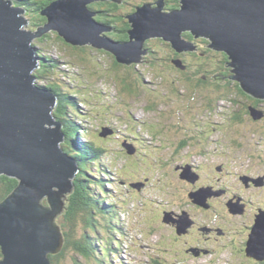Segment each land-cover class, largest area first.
<instances>
[{
	"label": "rangeland",
	"instance_id": "374dc122",
	"mask_svg": "<svg viewBox=\"0 0 264 264\" xmlns=\"http://www.w3.org/2000/svg\"><path fill=\"white\" fill-rule=\"evenodd\" d=\"M28 14L29 16L27 14L26 16L29 23L26 28L37 30L33 23L34 20H38L33 18L31 20L30 15L33 13L28 12ZM152 39L162 38L152 37ZM34 41L42 52L56 63L57 71L52 81H63L62 86L66 90L79 89L77 91L81 92L82 97L77 101L79 109L77 113L79 124L84 131L83 136L91 140V144L103 146L105 149L97 165L93 166V172L95 170L102 174L103 171L110 169L113 173L110 174L112 180L108 181L110 184L107 183L109 193L107 197L113 202H118V206L112 212L117 217L114 225L121 228L125 235L120 239L115 227L105 226L108 231L104 232L101 229L95 236L100 246L106 245L105 239H108V235L109 238L116 235L121 240V244H118L119 247L121 246L120 250L116 252L117 257H113L115 264H153V260L157 264H165V261L173 258L169 251L175 232L169 225L161 223L156 216L157 212L163 213L164 210L172 209L184 216L183 210H188L199 222L207 219L214 223L218 222V212L209 210L206 204L195 202L189 195V192L200 188L202 183L198 182L199 178H197V188H194L195 185L180 177L187 164L195 162L205 165L210 162L213 166L206 170L220 176L222 184L229 190L232 189V193H240L253 198L254 201L258 197L264 198V187L259 196L249 190L241 191L245 185L241 178L252 168L256 179L264 178V119L259 120L264 118V102L260 103L263 111L257 112L259 114L257 120L251 119L250 115L243 112L248 99L236 93L234 89V96L229 95L221 99H217L220 93L216 94L217 97L212 94L215 109L209 111L206 105H201L205 101L197 99L188 102L180 93L177 94L175 85L171 86L166 81L156 80L155 74L159 67L151 68L149 61L144 57L145 54L142 55V60L136 63V68L144 74V83L135 93L129 92L124 88L122 78L126 76L129 65L119 63L109 51L90 44L79 46L85 47L83 49H76L77 45L58 39L54 34L47 41L38 42V38ZM160 47L161 55H165L170 48ZM45 60L40 59L41 62ZM173 64L175 62H169L170 67ZM171 70L168 67L167 71L171 72ZM210 90L207 94H210ZM235 97L238 101L234 103L232 99ZM150 105H154L155 109H151ZM188 105L191 107H187ZM237 110L241 112L243 121L231 119V115ZM183 111L188 113V117L182 113ZM192 120L195 122L193 123ZM209 123L212 125H209L210 128L207 126ZM107 128L110 131H107ZM106 131L105 136L102 133ZM189 134L191 140L185 148L179 149L180 139L188 140L186 135ZM201 139L205 142H201ZM125 141L133 143L138 151L144 152L145 155L142 156L139 152L141 155L137 159L136 154L130 153L127 145H123ZM201 151H209V155H201ZM149 152L151 155L148 163L146 160ZM212 157L215 161L211 162ZM222 165L226 166L229 172L225 170L224 173L218 174L223 172ZM105 175L110 176L106 172ZM93 182L97 181L89 183V191L94 195L100 191ZM137 184H141V188L136 187ZM223 193L216 197H220L219 195ZM226 199L227 196L223 195L221 200H215L216 208L221 215L222 211L226 210ZM254 206L249 209L251 214ZM96 211L97 219L100 218L96 223L101 227L105 217L102 211L98 209ZM250 213L244 218L242 215L232 217L230 222L248 224L252 221ZM221 218L223 224L228 223V218L223 216ZM81 221L80 218L76 235L78 240L81 239V233L90 228ZM118 239H114V243ZM200 243L204 247L207 246L205 242ZM178 248L182 249L181 255L184 258V261H179L185 264H240L243 261L241 256H236V250H223L210 243L207 248L211 250L201 257L189 256L184 247L178 246ZM104 249V253L108 254L107 249ZM67 252V257L60 264H89L87 263L89 260L94 263L92 261L94 258L80 256L69 249ZM97 253L100 255L98 251ZM73 255L79 260H75ZM2 259L4 257L0 247V260ZM97 263L96 261L94 264ZM109 264L114 263L109 262ZM245 264H248L247 260Z\"/></svg>",
	"mask_w": 264,
	"mask_h": 264
},
{
	"label": "water",
	"instance_id": "95a60500",
	"mask_svg": "<svg viewBox=\"0 0 264 264\" xmlns=\"http://www.w3.org/2000/svg\"><path fill=\"white\" fill-rule=\"evenodd\" d=\"M96 1L103 0H55L41 11L47 22L31 30L26 28L29 19L23 8L13 0H0V175L19 181L0 201L4 256L0 264H52L51 255L65 244L57 218L74 191L80 170L62 145L66 134L55 115L58 96L36 82L35 71L43 57L34 39L53 30L67 43L105 49L119 63L131 65L148 53L145 42L152 37L165 39L179 52L194 49L182 36L192 30L197 36L210 37L213 48L227 52L232 79L264 99V0H181V8L171 11H164V0H157V6L145 4L129 16L130 40L124 43L102 35L109 29L89 8ZM175 63L181 66L180 60ZM257 112L252 109L255 118ZM127 147L134 153L132 145ZM181 176L193 182L197 178L189 165ZM210 195L209 187L190 193L201 205ZM230 208L239 211L236 203ZM170 219L167 214L165 220ZM190 222L185 213L179 231ZM247 251L264 260V211L257 216Z\"/></svg>",
	"mask_w": 264,
	"mask_h": 264
},
{
	"label": "trees",
	"instance_id": "16d2710c",
	"mask_svg": "<svg viewBox=\"0 0 264 264\" xmlns=\"http://www.w3.org/2000/svg\"><path fill=\"white\" fill-rule=\"evenodd\" d=\"M53 1L55 0H15L17 4L27 7L28 12L33 13L34 19L38 20H34L35 23H33V25L36 27L47 22V17L43 16L41 14V11L44 10ZM172 2L173 3L169 4L170 7L176 4L177 1L172 0ZM144 4L149 3L144 2V0H103L89 4V8L92 11L97 12L96 18L98 21L104 23L106 27L108 26L113 29L112 32L109 31V33H106L108 36L116 41L124 43L130 40L129 30L132 27L129 19L130 14H134L135 12H137V7H140ZM53 34L56 35L58 39H64L58 34V32L54 31L50 33L48 32L42 37L38 38V42L39 40L41 42L49 40L53 37ZM35 45L37 46L36 41ZM160 46L172 47L167 49L165 55H161ZM75 48L83 49L85 47L76 46ZM145 48L149 49V52L151 54V56H149L151 59L149 61V66L153 69H157L159 67V70H156L157 72L155 74V79L160 80V82L166 81L171 86L175 85L177 94L180 93V95L186 98L188 102L201 99V101H205L202 102L201 105L211 106L206 107V109L210 111L215 107L212 94H215V96L217 97V93H220L217 99H221L229 95L234 96L233 90L235 89L236 93H238L239 95H244V97L248 99L246 108L243 112H245L247 115H250L251 119L257 120V118H255L252 113L253 108L263 111L260 103L264 102V99L255 97L254 95L247 92L242 87L239 81L232 79L233 74L230 73L228 69L225 68V66L220 64L218 65L219 67H217L216 64L218 61L212 58L213 54L212 56H210L214 51L204 52L203 49H201V51L199 52L196 49L197 51L194 50L193 52L189 53L190 56H193L192 58H196V60L187 59L182 61L183 59L178 57V50L173 47L171 43L169 45L162 40L156 41L147 39L145 42ZM174 54L176 55V58ZM223 57L224 61L230 60L229 54L227 52L224 53ZM45 59L46 60L42 62V67L36 71L37 76L42 79H44V77L53 75L57 67L55 65L56 63L53 62L54 60H52L51 58L49 59L48 56L45 57ZM48 60L50 61V63ZM176 60L181 61V66L175 63L170 67L169 62L172 63ZM195 61L196 63H194ZM212 66L216 67H214V71L212 70ZM168 67L172 69L171 72L167 71ZM128 68L129 69L126 72V76L122 77L125 84L124 88L129 92L135 93L137 89L142 87V83H144L145 77L144 74L136 68V64L129 65ZM215 72L226 76L224 82H219L216 79L217 74H215ZM228 72L230 74H228ZM178 83H180L179 86H177ZM45 85L48 89L59 95V102L55 110V115L56 118L62 121L64 124L63 131L66 134V144L64 143L63 147L65 151H69V153L75 156L81 166V171L77 174L74 181V192H72L68 196L65 208L57 218V221L59 220L62 225L61 228L65 238V244L64 248L60 252L51 255L52 264H60V262L67 257L68 249L69 251L77 252L80 256L94 258L92 259L94 263L97 261L99 264H105V259L107 258V256L106 258L102 257L101 253L103 251V248L107 249L108 255L112 254V247L114 246V242L108 240V242H105L107 245L103 246V248L101 247L102 245L100 246L98 244L99 240L97 236H95V234L98 235V232L101 230V228L98 227L96 223L100 219H97L98 217L96 208L101 211L102 209L100 207L108 208L109 206H105V202L104 200H101L102 197L99 193H96L94 195L92 194V192L90 193V180L88 176L89 171H91L92 175H94L93 170L90 167L91 162L96 164L99 160L98 158L103 154L102 151H105V149L103 146L94 145L93 143L91 144V140H87L88 143L79 141L82 135L80 133V126L77 124L74 118H72L77 114V100L82 97L81 92L77 91L79 89L73 91H63L62 86H59V83L57 82H49ZM209 89H211L210 94H207V91ZM232 100L234 103L238 101L236 97ZM187 107L191 106L188 105ZM150 108L155 109L154 105H150ZM182 113L185 116L188 115V113H186L185 111H183ZM231 119L243 121L244 118L241 112L237 110L235 111L234 115H231ZM263 119L264 118L262 117L259 120L263 121ZM192 122L194 123L195 120H192ZM209 125L212 126L211 123L207 124L209 128ZM186 136L188 138V135ZM201 142H205V140L201 139ZM187 144L188 140L180 139V142L178 144L179 149L185 148ZM139 152L141 153L140 150ZM203 152L201 151L200 154L204 155ZM141 154L142 156L145 155L144 152ZM141 154H139L138 156L136 155V158L138 159ZM150 155L151 154L149 152L148 159L146 160V162L148 163ZM203 166H205L206 169L208 168L206 164H203ZM18 183L19 181L17 178L10 177L5 174L0 175V201L4 200L9 194H11L17 187ZM45 203H47V201H45ZM101 204L104 206H102ZM80 218L84 223H86V226L90 228L81 233V239L78 240L76 235ZM103 223L108 227H111L112 225V222L109 220H104ZM97 251L100 253V255H98ZM74 257L75 260H79L77 256ZM87 263L94 264L91 262V260H89Z\"/></svg>",
	"mask_w": 264,
	"mask_h": 264
},
{
	"label": "flooded vegetation",
	"instance_id": "af4514ba",
	"mask_svg": "<svg viewBox=\"0 0 264 264\" xmlns=\"http://www.w3.org/2000/svg\"><path fill=\"white\" fill-rule=\"evenodd\" d=\"M156 1L157 0H144V2H148L150 4H153V6H157L155 3ZM174 1H177L176 4H174L170 7L169 4L173 3L172 0L171 1L170 0H164L165 3H164V9L163 10L164 11H171L174 9H180L181 5H182L181 0H174ZM137 8H139V7H137ZM182 34H183V38L187 42H192L194 45V49H192V50H187V51H182V52L177 51V53L179 54L178 57L183 59L182 61L187 60V59L196 60V58L193 59L192 58L193 56H190V54H189L190 52H193L194 50L195 51L198 50L199 52L201 51V49H203L204 52L205 51H210V52L214 51L211 53L210 56H212V54H213L212 58L214 60L218 61L216 64L217 67H219L218 65L222 64L223 66H225L226 69H228V71L230 73L233 74V67L230 65V60L224 61L223 55L226 52L213 48L211 46L212 41H211L210 37L202 36V35L197 36L192 30H185ZM149 40H154V39L150 38ZM158 40L164 41L165 39L162 38V39H158ZM164 42L170 45V42H168V41L166 42V40ZM171 47L172 46H170V48ZM147 50L149 52V49H147ZM204 52H201V53H204ZM149 56H151L150 52L148 54H145L144 57L146 60L150 61L151 59ZM174 56L176 58L175 54H174ZM194 63H196V61ZM214 67L212 66L213 71L216 68V67L215 68ZM229 72H228V74H230ZM215 74H217L216 79L219 82H224L225 77H226L225 75L218 74L217 72H215ZM206 107H211V106L206 105ZM214 109H215V107H214ZM199 112L205 114V112H201V111H199ZM188 138H189L188 139V142H189V140H191V138H192L190 134H189ZM208 152L204 151L203 154L208 156L209 155ZM210 161L211 162L215 161V158L214 157L210 158ZM190 165L192 166V169L195 172H197V174H198V178H199L198 182L202 183V185L199 187L200 188L209 187L210 192L213 193L212 195H210L207 198V204H208L207 208H209V210H213L215 212H218L219 217H218V222H215V223L211 220H208V219L203 221V222H199L196 219L195 215H193L190 211L183 210V211H187L189 213L190 217L194 221V224L192 225V227L189 229V231L187 233L182 234V235H179L177 233V229L174 225L166 224V225H169L170 228L173 230V232H175V234H176L173 237L174 245L177 247L178 246L184 247L185 252L189 256L201 257L204 254L208 253L209 250H211V248H207V246L210 243L211 245L219 247L220 249L223 248V250H227V249L236 250L237 251L236 256H241L243 258V261L241 262L243 264H245L246 260H247L248 264H250V263L264 264V260L259 261V260L255 259L253 256H249L247 254V250H246L249 237H250V235L254 229V225H255L254 222H256L257 214L261 210H264V198H263V196L258 197V199L254 201L253 198H250V197L248 198L245 195L243 196L240 193H232L233 192L232 189L229 190V188L227 186L222 184V182H221L222 179L220 178V176L213 175V173L208 172L206 170V167L203 166V164L200 165L198 163L193 162ZM206 165L209 168H212V166H213L210 162L206 163ZM181 166H184V165H181ZM222 169H223V172H218V174L224 173L225 170L228 171L226 169V166H224V165H222ZM252 170H254V168H252L251 171L249 170V171L245 172V174H244V175H248L251 178L248 182L245 183L243 178H241L242 182H244V184H245L243 189H241V191L243 192L245 190H249L251 192H256L259 196L262 194V190L264 187V181H263L264 178L262 177V179L258 182L257 180H255L256 179L255 174H254V171H252ZM240 176H241V174H239V177ZM258 178H261V177H258ZM184 180L195 185L194 188H197V186H196L197 182L196 181L191 182V181L186 180V179H184ZM259 185L262 187H259ZM184 188H186V186ZM218 190H220L221 193L224 192L223 195L227 196V199L225 201L226 210L222 211V215L218 211V208H216V202H215L216 199L221 200V198L223 196V195H219L220 197H216V195H218V194H216V192ZM231 199H233V202H238V204L240 205V210L236 213L232 212L230 209H228L229 207H227L228 201ZM253 206H254V209L252 210L253 213L251 214L249 212V209ZM247 213H250V217H252V221L250 223L239 224V223H231L230 222V219L232 217L242 215V217L244 218L247 216ZM178 214H180V213L178 212L176 214V217L178 216ZM221 216H223V218L229 219L227 221L228 222L227 224L222 223ZM200 242H205L207 244V246L204 247ZM192 248H196V251H193ZM223 250H219V251H223ZM219 251H218V253H219ZM197 252L199 253V255H197ZM172 263L185 264V263H182V261L181 262L180 261H173Z\"/></svg>",
	"mask_w": 264,
	"mask_h": 264
},
{
	"label": "clouds",
	"instance_id": "9594fccd",
	"mask_svg": "<svg viewBox=\"0 0 264 264\" xmlns=\"http://www.w3.org/2000/svg\"><path fill=\"white\" fill-rule=\"evenodd\" d=\"M72 118H74V120L77 122V124L80 125V124H79V119H77L76 116H73ZM79 141H80V142H83V137H82V135H81ZM0 247H1V246H0ZM2 254H3V252H2ZM3 257H4V256H3Z\"/></svg>",
	"mask_w": 264,
	"mask_h": 264
},
{
	"label": "bare ground",
	"instance_id": "6f19581e",
	"mask_svg": "<svg viewBox=\"0 0 264 264\" xmlns=\"http://www.w3.org/2000/svg\"><path fill=\"white\" fill-rule=\"evenodd\" d=\"M136 13V12H135ZM132 14H130V16H131ZM85 45H87V44H85ZM118 250H120V247H118Z\"/></svg>",
	"mask_w": 264,
	"mask_h": 264
}]
</instances>
